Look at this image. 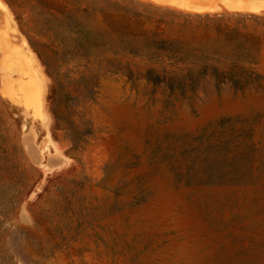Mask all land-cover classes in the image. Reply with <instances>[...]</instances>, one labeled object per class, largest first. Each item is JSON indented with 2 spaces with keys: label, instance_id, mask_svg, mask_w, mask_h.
Segmentation results:
<instances>
[{
  "label": "rangeland",
  "instance_id": "rangeland-1",
  "mask_svg": "<svg viewBox=\"0 0 264 264\" xmlns=\"http://www.w3.org/2000/svg\"><path fill=\"white\" fill-rule=\"evenodd\" d=\"M2 1L43 68L48 115L0 92V264H264V86L181 96L83 73L44 52L21 0Z\"/></svg>",
  "mask_w": 264,
  "mask_h": 264
},
{
  "label": "trees",
  "instance_id": "trees-1",
  "mask_svg": "<svg viewBox=\"0 0 264 264\" xmlns=\"http://www.w3.org/2000/svg\"><path fill=\"white\" fill-rule=\"evenodd\" d=\"M46 54L181 96L264 86V13L191 14L142 0H21ZM20 6V7H21Z\"/></svg>",
  "mask_w": 264,
  "mask_h": 264
},
{
  "label": "bare ground",
  "instance_id": "bare-ground-1",
  "mask_svg": "<svg viewBox=\"0 0 264 264\" xmlns=\"http://www.w3.org/2000/svg\"><path fill=\"white\" fill-rule=\"evenodd\" d=\"M170 1L176 3L177 0ZM232 1L227 0L230 7L242 5L244 8L252 9L247 3L240 4ZM11 16L7 6L0 0V49L2 50L4 45L1 61L4 64L2 69H5L3 93L6 97L22 103L25 109L31 111L34 116L44 119L48 115L47 112V115L45 114L47 108H44V103H47L44 102L46 93L44 79L46 77L42 74L43 68L39 66L37 55L29 46L26 38L19 32ZM14 72L18 73L17 77H13Z\"/></svg>",
  "mask_w": 264,
  "mask_h": 264
},
{
  "label": "water",
  "instance_id": "water-1",
  "mask_svg": "<svg viewBox=\"0 0 264 264\" xmlns=\"http://www.w3.org/2000/svg\"><path fill=\"white\" fill-rule=\"evenodd\" d=\"M156 2H154L155 4H158V5H164L163 3L164 2H162V1H160V0H155ZM162 2V3H161ZM244 10H248V11H250V13L251 14H261V13H264V12H256V11H254V10H252V9H250V8H248L247 7V9H244ZM1 43V42H0ZM4 49V45L2 46V50ZM1 67H3L4 68V64H3V62L0 60V68ZM4 81H3V79H2V81H1V85H0V92H1V95H2V97H4V98H6L5 97V95H4V93H3V88H4ZM6 100H8L9 101V99H7L6 98ZM10 102V101H9Z\"/></svg>",
  "mask_w": 264,
  "mask_h": 264
}]
</instances>
